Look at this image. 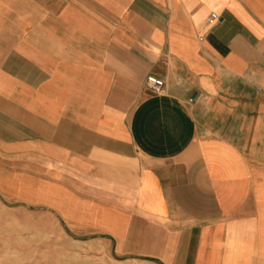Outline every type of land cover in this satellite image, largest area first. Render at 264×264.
Wrapping results in <instances>:
<instances>
[{"label": "crops", "instance_id": "crops-1", "mask_svg": "<svg viewBox=\"0 0 264 264\" xmlns=\"http://www.w3.org/2000/svg\"><path fill=\"white\" fill-rule=\"evenodd\" d=\"M15 177L126 259L264 264V0H0Z\"/></svg>", "mask_w": 264, "mask_h": 264}, {"label": "rangeland", "instance_id": "rangeland-1", "mask_svg": "<svg viewBox=\"0 0 264 264\" xmlns=\"http://www.w3.org/2000/svg\"><path fill=\"white\" fill-rule=\"evenodd\" d=\"M0 184V264H151L129 260L113 243L76 227L39 200L30 177Z\"/></svg>", "mask_w": 264, "mask_h": 264}, {"label": "built area", "instance_id": "built-area-1", "mask_svg": "<svg viewBox=\"0 0 264 264\" xmlns=\"http://www.w3.org/2000/svg\"><path fill=\"white\" fill-rule=\"evenodd\" d=\"M214 19H218L217 13L211 14L210 20H214ZM145 84L149 89H152L156 93H161L164 88L165 81L157 76L150 75L147 77Z\"/></svg>", "mask_w": 264, "mask_h": 264}]
</instances>
